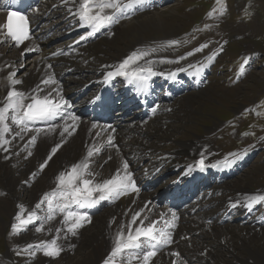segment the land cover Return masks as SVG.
I'll list each match as a JSON object with an SVG mask.
<instances>
[{
	"label": "bare ground",
	"instance_id": "obj_1",
	"mask_svg": "<svg viewBox=\"0 0 264 264\" xmlns=\"http://www.w3.org/2000/svg\"><path fill=\"white\" fill-rule=\"evenodd\" d=\"M161 2L162 0H156L155 4L158 5H155L154 8H157ZM42 5L46 8L45 10L52 7L49 13L50 19L43 27V29L48 28L52 31L47 38H45L47 33L39 37L40 53L24 58L25 50L33 48L32 43H27L19 51L7 47L5 43L0 44V106H2L7 92L12 87L24 92L26 95H47L52 92L53 98L58 95L65 97L67 93L81 87L86 81L100 78L104 71L113 70L129 55L130 50L141 52L142 50L138 48V45L144 44V40H147L145 39L147 37L145 35L146 31L159 29L163 26L165 28V23H162L157 16L159 13L157 10L147 11L128 21L119 23L104 37L87 45L84 50L72 48L70 54L65 56L68 59H45V57L61 48L68 50L69 42L67 38L57 39V37L63 35L64 32L73 30L78 22L76 16L72 14L76 11L74 0H68L67 4L63 3L62 0H44ZM69 9H71V12ZM39 12L40 9L36 8L31 12V15L34 16ZM2 17L0 13V23ZM169 33L171 34V31ZM165 34L162 37L169 36ZM156 37H160V35ZM151 45L156 48L154 55L149 54L137 65L145 66L147 61H151V66L161 71L170 67L181 66L180 62L159 58V56L166 53L164 50L165 44L151 42ZM48 64L51 65V68ZM68 70H70L69 75L65 74ZM10 72L16 73L15 79L21 81L19 85L12 86L9 84L7 77ZM50 76L55 79L56 83L43 84L42 81ZM37 86L44 89V91L34 93L33 90ZM197 93L185 94L179 101L181 102V99H183L185 107L188 108L195 100ZM189 102L190 105H188ZM172 106L177 109V102H174ZM159 108L160 112L156 111L155 115L150 117L155 119L147 123L131 119L123 124L122 129L108 128L78 118L74 126L75 130L71 131V134L63 132L64 126L72 123L71 119L62 120L58 124L52 125L55 130L51 132L47 131L48 128H41L44 131L38 134L35 131L21 132L19 126L12 122V113L10 112L7 121L10 131L5 134V138L9 141V144L5 145L7 151L0 148V198H7L5 202L0 200V234H2L5 223L12 225L15 222V217L20 211L19 205L24 206L25 217L29 212L34 211L35 205L44 193L55 188L56 176L72 164L80 161L89 148L98 147L100 151L99 154L94 152V155L90 158L89 166L90 171L95 174L97 182L110 178L117 168L122 169L124 161H127L128 170L133 174V179L135 181L141 180V182L149 179L152 182L154 177V179H157L159 175L158 168L161 170L177 166H183L184 168L192 164L194 158L200 155L198 142L212 143L214 137L210 135L212 139L209 138L207 136L208 132L203 136L197 135L195 138L192 135L187 137L188 129L192 128L186 125L187 120H190V118L186 119L184 115H177L176 113L177 116H173L171 108L164 104L159 105ZM116 114H120V112L118 111ZM172 117L177 118V120ZM176 121L177 123H175ZM164 124H167L165 129L163 128ZM93 125H96V127H93ZM178 130L180 132L177 133ZM17 132H20L19 136L16 135ZM179 134H182V136H179ZM33 135L37 137L34 144L30 143ZM109 136L113 138L111 144L108 143ZM182 139L184 141H179L177 145H174L176 141ZM57 145H60V147L52 155L47 166L41 170L40 165L44 163L51 150ZM131 157L136 158L143 165L139 166V164L131 163L129 159ZM205 157L208 159L206 153ZM238 186H236V192H233V186L231 187L233 195L231 197L227 196L226 200L219 202L217 209H221L223 206L231 208V205L239 200L241 203L237 206L241 205L243 212L249 210L243 203L245 195L257 194L258 192L242 185ZM224 189L227 190V186ZM153 194L154 192L145 193V190H143L120 195L118 198H110L113 205L104 208L102 212L99 211V214L95 216L88 215L90 222L84 223L78 229L76 235L66 233V226L63 223L64 214L58 210L54 213L52 219H45L48 215L47 205L45 204L40 210H36L40 219L29 224L15 236L12 234L14 239L8 241L7 249L8 251L17 248L26 250L28 244L35 245L41 241H51L58 236V243L63 248L60 255L50 257L46 256L43 250L34 249L35 252L38 251L41 254V259L35 261V263H28L103 264L111 252L115 235L122 225L125 234H127V225L135 212H140L141 216L136 224L132 226L133 230L139 226L140 220H143L144 225L147 226L152 221H159L161 218L172 220V213H175L177 219L174 223L177 224V227L169 231L172 243L151 258L150 264H172L173 260H176L177 264H199L197 260H200V263L203 264H227L221 263L222 260H225L222 255L227 254L232 255L230 261L233 259L234 264H264V245H261V243H264V227H252L254 220L251 217L246 219L243 212L235 213L234 218H237V220L230 224L217 225L212 223L208 226L197 215L189 217L188 212L194 209L199 210L201 206L208 207L209 200H204L203 203H193L180 211H169L168 208L159 206L154 200ZM193 201L198 200L193 199ZM202 212L209 213L207 209H203ZM3 216L7 217V220ZM40 227L43 230L37 232L36 228ZM157 227L163 228L164 225L160 223ZM57 229H60L59 233ZM245 230L248 231L247 234ZM249 234H252L251 236L255 238L257 236L261 237H257V241H253ZM236 237H242L243 240ZM245 242L254 243L248 249L244 248L242 250L248 252L246 254L237 250L238 247H243L242 244ZM173 252L180 255L174 257ZM12 263H14L12 260L0 261V264ZM116 264H122L119 258L116 260ZM125 264H141V262L127 261Z\"/></svg>",
	"mask_w": 264,
	"mask_h": 264
},
{
	"label": "snow or ice",
	"instance_id": "obj_2",
	"mask_svg": "<svg viewBox=\"0 0 264 264\" xmlns=\"http://www.w3.org/2000/svg\"><path fill=\"white\" fill-rule=\"evenodd\" d=\"M67 4L68 0H62ZM76 3V11L72 14L78 17V23L81 26L90 28L87 32V37L94 36L102 28L108 27L115 23L119 15L124 14L127 10L132 9L134 5L141 3L142 0H74ZM71 12V9H69ZM208 27V25H205ZM0 35H3L5 39H10L17 45L23 44L29 39V21L28 18L18 12L8 11L7 19L5 23L0 24ZM86 36H81L80 39L84 40ZM181 41L171 40L168 41L169 45H178ZM207 45H202L199 48L194 49V52L202 51ZM29 51L35 49H27ZM222 50V49H221ZM151 52H155L156 48H152ZM23 54V53H22ZM150 53L148 51L133 52L122 60L113 71L107 72L104 77L105 82L109 81L115 76H125L130 78V82L134 83L139 90H143L146 87V83L151 76L157 73L153 70L152 62L147 61L145 66L132 68L133 65H137L139 61L144 60ZM188 55H193V52H189ZM183 59V57H181ZM247 61H245L246 63ZM51 68V65H49ZM191 67V65H190ZM129 69H132L129 71ZM244 65H241L240 73L242 74ZM183 71V69H180ZM175 75V73H170ZM16 73L10 72L7 80L12 86L19 85L21 81L15 79ZM43 84H55L56 81L51 76L42 81ZM44 89L37 88L33 90L34 93H41ZM55 91V90H53ZM68 107L67 102L61 99H54L52 92L47 95L29 94L18 91L15 87H12L8 92L2 106H0V148L7 151L5 145L9 144V141L5 138V134L10 131L9 113L11 112L12 122L19 126L21 132L35 131L37 134L44 131V129L30 128V122L41 120L51 121L60 116L63 118V110ZM155 111V109L153 110ZM72 123L66 124L63 128L64 133L71 134V131L75 130V125L78 117H70ZM96 127V125H93ZM54 126L49 125L47 131H54ZM17 136L20 132L16 133ZM36 135L31 137L30 143L34 144L36 141ZM112 137H108V143L111 144ZM60 145H57L51 150L47 159L40 165V169L43 170L52 155L58 150ZM99 148H89L86 155L78 162L72 164L68 169L61 171L55 178L56 186L50 191L44 193L40 201L35 205V210L31 211L24 216V206L19 205L20 211H18L15 222L11 225L12 234H17L23 231L29 224H32L37 219L36 210H40L43 205H47L48 215L45 219H52L54 213L58 210L64 214L63 223L66 226V233L76 235L79 228L84 223L90 222V217L86 212L73 211L72 206L75 205L77 209L84 207H92L99 201L118 198L120 195H125L129 192H138L139 189L133 179V174L128 170L129 165L127 161L122 164V169L117 168L115 173L107 179H103L100 182L95 180V174L90 171V158L94 155V152H98ZM31 155V153H29ZM235 156L236 154H230ZM231 163V161H227ZM196 165L203 169L205 167L203 155L201 159L196 162ZM191 170V166L189 168ZM91 177V178H89ZM99 194V195H96ZM241 201L237 200L231 206L236 207ZM244 206L251 210L255 205L264 203V193H257L245 195ZM141 213L135 212L131 221L127 225V234H125L124 226L122 225L113 239V247L108 254L103 264H116V260L119 258L122 264L127 261H138L141 264H150L151 258L157 255L156 249L169 245L172 243V237L167 230L169 227H175L176 214L172 213V220L152 221L147 226L144 225V221L140 220L139 226L133 230V225L136 224L140 218ZM163 223L164 227H157L158 224ZM42 227L36 228V231H42ZM60 232V229H57ZM59 237L53 238L51 241H41L38 244H28L26 250L32 256L36 253L34 249L43 250L46 256L55 257L60 255L63 248L58 243ZM174 257H178L180 254L173 252ZM172 264H177L176 260H173Z\"/></svg>",
	"mask_w": 264,
	"mask_h": 264
},
{
	"label": "rangeland",
	"instance_id": "obj_3",
	"mask_svg": "<svg viewBox=\"0 0 264 264\" xmlns=\"http://www.w3.org/2000/svg\"><path fill=\"white\" fill-rule=\"evenodd\" d=\"M222 1L225 6L221 3L219 6L213 8L217 10V15H213L214 11H212V9L211 12L210 9L215 4L221 2V0H175L170 4L162 6L157 9L159 12L157 16L160 18L162 23H165V28H163V26L161 28L159 27V29L155 28V31L153 29L146 31L145 35L147 37L145 39L147 40H144L146 42H150L151 39H167L177 37L178 40L181 41L180 44L182 49H187L195 44H200V47L208 44L207 47L209 48L206 47L204 50L209 51L218 50V48H226L225 55H222L223 51L221 49L218 50L219 56L217 57V65L215 66L211 77L207 80L208 84L196 94L195 100L192 103L193 106L192 104L190 106L192 109L191 113H189V110L183 112L182 110L184 108L181 110L183 114L195 123V134H203L204 128L210 126L209 128H205L206 130L204 134L208 132L207 136L211 139L212 137H210V135L213 131L212 127L215 125L214 123H222V120L230 116L232 113L236 115L237 113L235 114V111L238 109L249 110L252 107L251 103L255 100V97H259L260 94L264 92V0ZM204 13L207 14L198 24ZM209 18H211V20L220 21V24L216 25L215 22L217 21H211ZM195 24H198V27L200 28L194 26L191 31L184 33L188 27L190 28ZM205 25H208V27H205ZM170 31L171 34L169 33ZM165 32L167 33L165 34ZM194 32L197 34L194 35ZM164 34L169 36L162 37ZM159 35L160 37H156ZM153 43L161 44L158 42ZM166 45L169 44L164 45V50L166 52L165 55H169L172 53V50L166 49ZM254 50H259L260 54ZM27 52H29V50H25L24 53ZM238 53L239 56H242L243 54L244 56H247V62L242 63L244 65L242 74L238 75V73H240L241 64L239 69H229L231 73L228 78H225L227 71H223L224 62L239 65L240 62L237 58ZM261 60L262 63H258V61ZM181 100L180 107H185L184 100ZM178 101L176 102L178 103ZM248 103L249 105L245 106ZM188 105H190V102ZM175 110L176 107L174 108V111ZM174 111L172 113L173 116L176 114L183 115ZM218 111L221 113H218ZM172 118L177 120V118ZM236 119H238L239 122L235 126L226 124L224 128L219 131V133L221 132L227 134L236 132V129L239 131L240 125L244 128L246 121L241 124V120L238 117H236ZM175 123H177V121ZM166 125L167 124H164L163 128H165ZM192 129L194 128L188 130L190 131ZM178 132H180V130H178L177 133ZM195 134H192L193 138L197 137ZM254 134L253 140H248V138L244 136L243 141L234 144L233 142L235 141V138H230L228 141L223 142L222 145H224V149L226 150H235L240 149L243 146H250L252 143L264 142V128L256 130ZM179 136H182V134H179ZM179 141H184V139L176 141L174 145H177ZM254 153L255 154L252 160L245 167L244 171L228 181L231 185H227V190H231L233 188V192H236V186L239 187L238 185L245 186L250 190H257L264 187V144L256 148ZM224 184H226V182ZM257 192L264 193L263 190H257ZM0 200L5 202L7 198H0ZM106 207L109 206L103 207V210ZM256 208H258V210H262L264 208V203L257 204ZM3 218L7 220V217L3 216ZM7 224L8 223H5L2 234H0V259L6 257L7 254L9 255L7 249V236L10 232V226H7ZM245 233L247 234L248 231L245 230ZM15 235L16 234H14V236ZM251 235L252 234H249V237H251L253 241H257V237H261L257 236L255 238ZM236 238L243 240L242 237ZM226 244L228 247L227 241ZM253 244V242H245L242 244L243 247H238L237 250L242 251L244 248L248 249ZM261 245L263 246L264 243H261ZM17 249L19 250L14 252L13 258H16L19 264H27L26 257L20 250L25 251V254L29 259H32L38 254L35 252L36 254L32 256L24 248ZM242 252L245 254L248 253L245 250ZM222 257H224L225 260L221 259V263L234 264V262H232L234 261L233 259L230 261L232 258L231 254H227L225 256L222 255ZM40 259L41 254L38 260ZM197 262L199 264H203L200 263V260H197ZM66 264H70V262H66Z\"/></svg>",
	"mask_w": 264,
	"mask_h": 264
}]
</instances>
